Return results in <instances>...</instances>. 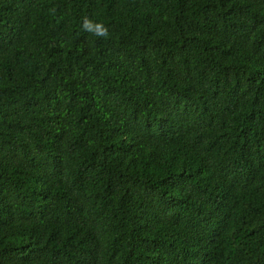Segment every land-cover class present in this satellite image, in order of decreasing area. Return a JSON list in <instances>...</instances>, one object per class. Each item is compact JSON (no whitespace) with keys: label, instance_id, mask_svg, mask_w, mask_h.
I'll use <instances>...</instances> for the list:
<instances>
[{"label":"trees","instance_id":"obj_1","mask_svg":"<svg viewBox=\"0 0 264 264\" xmlns=\"http://www.w3.org/2000/svg\"><path fill=\"white\" fill-rule=\"evenodd\" d=\"M0 264H264V0H0Z\"/></svg>","mask_w":264,"mask_h":264},{"label":"clouds","instance_id":"obj_2","mask_svg":"<svg viewBox=\"0 0 264 264\" xmlns=\"http://www.w3.org/2000/svg\"><path fill=\"white\" fill-rule=\"evenodd\" d=\"M86 30H88L89 32H92L93 35H96V36H99V37L108 38V36H109L108 29L104 25L96 24V25L92 26V22L91 21L87 22Z\"/></svg>","mask_w":264,"mask_h":264}]
</instances>
